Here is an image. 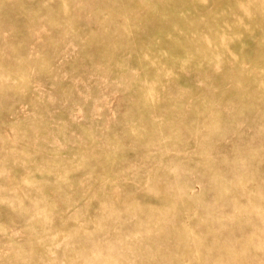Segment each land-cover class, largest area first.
<instances>
[{"label": "rangeland", "instance_id": "obj_1", "mask_svg": "<svg viewBox=\"0 0 264 264\" xmlns=\"http://www.w3.org/2000/svg\"><path fill=\"white\" fill-rule=\"evenodd\" d=\"M0 264H264V0H0Z\"/></svg>", "mask_w": 264, "mask_h": 264}, {"label": "bare ground", "instance_id": "obj_2", "mask_svg": "<svg viewBox=\"0 0 264 264\" xmlns=\"http://www.w3.org/2000/svg\"><path fill=\"white\" fill-rule=\"evenodd\" d=\"M238 39V38H237Z\"/></svg>", "mask_w": 264, "mask_h": 264}]
</instances>
